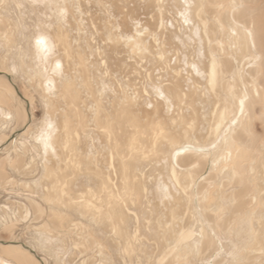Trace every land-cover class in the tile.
Returning a JSON list of instances; mask_svg holds the SVG:
<instances>
[{"label":"rangeland","instance_id":"obj_1","mask_svg":"<svg viewBox=\"0 0 264 264\" xmlns=\"http://www.w3.org/2000/svg\"><path fill=\"white\" fill-rule=\"evenodd\" d=\"M248 7L0 0V249L34 264H264V105L246 108L264 82L263 15Z\"/></svg>","mask_w":264,"mask_h":264},{"label":"bare ground","instance_id":"obj_2","mask_svg":"<svg viewBox=\"0 0 264 264\" xmlns=\"http://www.w3.org/2000/svg\"><path fill=\"white\" fill-rule=\"evenodd\" d=\"M208 1H210V2L214 1V3H216V2H221L223 0H208ZM240 1L249 2L251 5H254V7H251V8L248 7V9H245L247 13H250L251 17L254 18L255 15H258V16L263 15L262 18L260 17L259 19H257L258 28H256V31L259 32V28L261 29V31L259 32V35H258V37L255 36L257 39H255V37L254 38L252 37L251 39L254 42V45H258V47L261 46V49L259 51H261L264 54V47H262V45H261V43H263V46H264V0H240ZM245 8H247V7H245ZM246 12L244 13V11L243 12L241 11L240 13H238L236 15V17H234L235 22L238 23L239 21L245 20L246 18L244 16L246 15ZM253 20H255V19H253ZM228 22H230V21H228ZM230 29L232 31H234V33H235L234 34L235 35V37H234L235 43H234V41H233V43L235 44L236 49H238L241 52L243 47L246 46L245 42L247 41L246 40L247 37H246L245 33H243V30H239L234 25H231ZM40 39L42 40V43L44 45L45 44L44 40L42 38H40ZM261 64H262V67L264 68V61ZM226 65H228V61H225L223 66L227 67ZM214 75H215V68H214V60H213L210 64V70H209V77L211 80H213ZM257 83L259 86L256 89L254 88V90H253V96L254 97H252V101L249 103V105L246 106L247 110L251 109L250 106H252L251 103L253 101H258V103H262L264 105V82H263V80L262 81L259 80ZM240 102H241L240 107H243V105H244L243 100H241ZM221 114H223V113H221ZM218 125H219V123L216 125V127H218ZM234 196H235V200H236V204H235L234 209L240 210L243 207H245L246 201L244 199V190L243 189L238 190ZM262 227L264 229V223H262ZM236 235H238L239 238H241L242 240H250L254 237V234L252 232V228L248 224L247 219H244L241 222ZM256 243H260V240L256 241ZM0 254L11 258L16 264H34L33 260L29 256H27L26 254H23L22 252L16 251L12 247L1 246ZM241 264H250V261H246V262L244 261Z\"/></svg>","mask_w":264,"mask_h":264}]
</instances>
